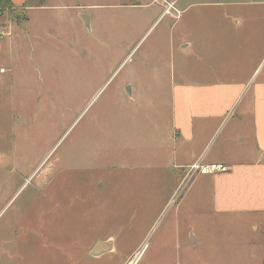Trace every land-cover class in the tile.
I'll return each instance as SVG.
<instances>
[{"label": "rangeland", "instance_id": "rangeland-1", "mask_svg": "<svg viewBox=\"0 0 264 264\" xmlns=\"http://www.w3.org/2000/svg\"><path fill=\"white\" fill-rule=\"evenodd\" d=\"M153 1L30 0L0 16V264H263L264 215L214 212L211 175L174 167L170 87L184 70L242 84L255 72L249 95L264 84V0L236 40L215 23L234 0L176 24L186 0L163 16ZM233 114L205 163L243 149Z\"/></svg>", "mask_w": 264, "mask_h": 264}, {"label": "crops", "instance_id": "crops-1", "mask_svg": "<svg viewBox=\"0 0 264 264\" xmlns=\"http://www.w3.org/2000/svg\"><path fill=\"white\" fill-rule=\"evenodd\" d=\"M26 1L11 0V3L15 8H18ZM234 1L236 2L224 5L232 10V20L215 22L221 23L220 28L230 29L235 34L232 40H236V36L238 38L242 36L240 33L244 26H251L248 25L249 22L244 23L246 19L241 16L242 11L254 14L257 6L256 2L252 0ZM176 3L178 0L153 1V4H157V7L160 8L161 16L170 12ZM218 7H222L218 0H186L179 8L175 9L172 20H175L176 24L191 9ZM199 27L201 30L200 22ZM248 40L251 41L250 34H248L247 42ZM178 43L183 45L182 52H180L183 56L191 55L193 45L189 41L183 38ZM200 45L201 47L206 46L205 43H200ZM241 45L243 46V44L236 43L237 50ZM173 74L175 73L172 72ZM254 75L255 72L249 75L246 82L242 84L238 80L219 81L217 76L206 71L186 73L184 70V72L177 73L179 79L175 80L176 82L170 87L173 100L171 129L173 143H177L178 140L181 145L183 144V148L180 152L178 151V154L176 150L172 154L175 162L174 167L182 171L188 170L193 163L200 161L202 164L222 165L227 168L226 172L210 177L209 189L211 190L212 204L214 212L219 214H235L241 217L258 213L264 215V84L256 85L249 95L247 85L251 79H254ZM155 78L158 79L157 76ZM129 88L131 93V86ZM137 93L141 94L142 91H137ZM232 111L237 114L236 122L232 128L234 141L238 147L242 146L243 149L237 151L235 160L205 163L208 158L204 153L206 147ZM208 131L211 133L210 139L201 143V146H195L198 137Z\"/></svg>", "mask_w": 264, "mask_h": 264}, {"label": "built area", "instance_id": "built-area-1", "mask_svg": "<svg viewBox=\"0 0 264 264\" xmlns=\"http://www.w3.org/2000/svg\"><path fill=\"white\" fill-rule=\"evenodd\" d=\"M227 171V168L222 165H208L202 164L200 161L193 163L187 171L189 179H191L194 175H216L220 173H224Z\"/></svg>", "mask_w": 264, "mask_h": 264}, {"label": "water", "instance_id": "water-1", "mask_svg": "<svg viewBox=\"0 0 264 264\" xmlns=\"http://www.w3.org/2000/svg\"><path fill=\"white\" fill-rule=\"evenodd\" d=\"M81 20L85 27H88V16L82 15ZM127 90L130 91V88L127 87ZM112 250V242L106 241V242H98L94 245V247L90 250L89 256L91 258H99Z\"/></svg>", "mask_w": 264, "mask_h": 264}, {"label": "trees", "instance_id": "trees-1", "mask_svg": "<svg viewBox=\"0 0 264 264\" xmlns=\"http://www.w3.org/2000/svg\"><path fill=\"white\" fill-rule=\"evenodd\" d=\"M29 6L30 0H27L21 7L18 8H15L12 5L11 0H0V16L4 15L5 13L14 15L18 11L21 13L24 8H27Z\"/></svg>", "mask_w": 264, "mask_h": 264}]
</instances>
